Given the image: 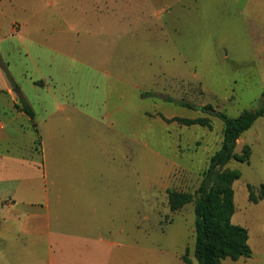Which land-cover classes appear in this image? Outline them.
I'll use <instances>...</instances> for the list:
<instances>
[{"label": "rangeland", "instance_id": "obj_1", "mask_svg": "<svg viewBox=\"0 0 264 264\" xmlns=\"http://www.w3.org/2000/svg\"><path fill=\"white\" fill-rule=\"evenodd\" d=\"M51 1H56V48L70 63L56 97L82 98V69L94 72L82 110L68 104L60 123L82 141L87 165L91 159L109 163L108 152L117 148V176L130 201L129 214L107 223L108 239L124 245L108 254L109 264H198L194 200L174 211L168 190L196 194L221 148L224 124L179 104L212 105L231 117L261 106L264 0ZM108 114L112 121L105 124L101 118ZM199 117L209 118L211 126L166 121ZM247 152L248 161L233 160L222 172L241 174L232 184L231 222L248 230L253 255L221 264H264V117L237 142L236 153ZM3 154V187L10 181L21 185L22 179L26 184L33 172L11 170ZM98 177L104 185L113 180L105 170L97 182ZM251 192L258 203L251 202ZM11 203L0 201V264H30L13 249L22 243L12 237L16 222H6Z\"/></svg>", "mask_w": 264, "mask_h": 264}, {"label": "crops", "instance_id": "obj_2", "mask_svg": "<svg viewBox=\"0 0 264 264\" xmlns=\"http://www.w3.org/2000/svg\"><path fill=\"white\" fill-rule=\"evenodd\" d=\"M56 37V1L0 0V149L6 154L0 153L10 158L11 170L33 172L26 184L22 179L3 187L0 181V201L12 200L6 222H16L12 237L22 243L13 249L30 264H109L108 254L124 245L108 239L107 223L129 214L130 201L117 176V148L108 152L109 163L91 159L87 165L82 141L60 123L68 104L82 110L94 72L82 69L80 100L73 93L57 98L59 77L70 63ZM20 100L32 107L34 120L18 108ZM103 118L112 121L110 114ZM103 170L113 175L106 185L100 177L95 181Z\"/></svg>", "mask_w": 264, "mask_h": 264}, {"label": "trees", "instance_id": "obj_3", "mask_svg": "<svg viewBox=\"0 0 264 264\" xmlns=\"http://www.w3.org/2000/svg\"><path fill=\"white\" fill-rule=\"evenodd\" d=\"M179 105L218 117L224 124V131L221 148L210 159L196 194H185L170 189L168 190L170 207L177 211L194 200V257L198 264H221L226 259L235 261L249 259L253 252L249 244L248 230L231 222L235 213L232 184L240 179L241 174L239 171L222 172V169L233 160L248 161L249 152L242 155L236 153L237 142L260 118L264 117V93L258 109L245 111L237 117L217 111L212 105L203 107H196L189 103ZM18 108L34 120L35 113L27 102L20 100ZM166 121H176L185 126H211L210 119L207 117L174 118ZM250 200L253 203L259 201L254 197L253 192L250 194Z\"/></svg>", "mask_w": 264, "mask_h": 264}]
</instances>
